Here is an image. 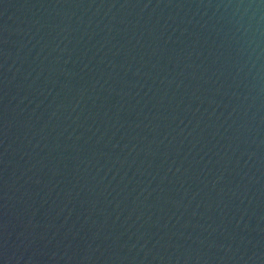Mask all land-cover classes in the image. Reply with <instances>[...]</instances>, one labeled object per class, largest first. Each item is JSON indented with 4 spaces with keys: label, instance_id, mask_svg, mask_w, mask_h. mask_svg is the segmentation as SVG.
<instances>
[{
    "label": "water",
    "instance_id": "obj_1",
    "mask_svg": "<svg viewBox=\"0 0 264 264\" xmlns=\"http://www.w3.org/2000/svg\"><path fill=\"white\" fill-rule=\"evenodd\" d=\"M227 264H264V0H103Z\"/></svg>",
    "mask_w": 264,
    "mask_h": 264
}]
</instances>
